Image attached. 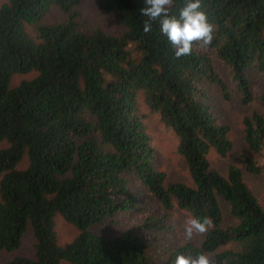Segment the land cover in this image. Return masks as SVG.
Segmentation results:
<instances>
[{
  "label": "trees",
  "instance_id": "1",
  "mask_svg": "<svg viewBox=\"0 0 264 264\" xmlns=\"http://www.w3.org/2000/svg\"><path fill=\"white\" fill-rule=\"evenodd\" d=\"M95 2L123 31L84 28L82 0H0V252L19 250L30 227L36 240L33 256L0 264H175L178 254L199 253L214 254L215 264H264V202L239 166L223 173L209 157L234 148L218 105H248L264 87V0H201L214 39L180 58L159 22L143 31L145 0ZM141 99L177 134L191 182L158 169ZM243 122L248 147L264 153V115L254 110ZM247 169L261 166L249 157ZM142 192L213 225L164 261L143 233L161 219L94 230L142 211ZM58 216L77 230L66 244Z\"/></svg>",
  "mask_w": 264,
  "mask_h": 264
},
{
  "label": "rangeland",
  "instance_id": "2",
  "mask_svg": "<svg viewBox=\"0 0 264 264\" xmlns=\"http://www.w3.org/2000/svg\"><path fill=\"white\" fill-rule=\"evenodd\" d=\"M81 7V23L84 28H93L101 26L109 32L123 31V27L118 22L115 14L106 13L98 8L95 0H82ZM32 73L28 75H17L14 83H18L24 78L32 77ZM264 87L257 85L254 89V99L248 104H242L238 99L221 103L218 105L219 115L222 119L228 121L232 126V140L234 142L233 150L226 156L221 157L215 152L210 154L212 166L215 169L226 173L230 164L239 166L244 174V178L252 190L264 202V153L255 154L248 147L244 134V117L250 115L254 110L264 115ZM140 108L143 112L148 113L146 119L147 128L152 136V144L156 149V162L159 170L165 171L168 180L191 182L189 170L184 158L178 152L179 138L175 131L167 126L157 113H152L148 105L140 100ZM252 158L257 165L261 166V171L254 173L247 169V159ZM136 186L139 194L141 189ZM138 189V190H137ZM147 200L143 205V210L133 211L122 217L121 226H113L106 224L96 226L94 230L103 234H114L126 227H135L142 223L145 218L156 222L161 219L160 226L152 229H143L144 239L148 242L151 254L158 260H167L171 254L181 245L187 242L196 244L202 242L205 233L202 235H194L191 240H186L183 236V223L190 214L179 208L168 211L163 208L160 203L151 195L142 192L140 198ZM141 205V206H142ZM140 206V207H141ZM56 230L60 244H66L71 241L77 234L75 227L68 223L62 216H58ZM161 226H164L161 228ZM35 237L31 227L24 236L23 244L19 250L13 252L1 251L0 260L5 262L16 255L33 256L35 253ZM212 264H215L214 254H207ZM62 264H71L64 261Z\"/></svg>",
  "mask_w": 264,
  "mask_h": 264
},
{
  "label": "clouds",
  "instance_id": "3",
  "mask_svg": "<svg viewBox=\"0 0 264 264\" xmlns=\"http://www.w3.org/2000/svg\"><path fill=\"white\" fill-rule=\"evenodd\" d=\"M174 5L175 0H145V6L140 9L142 16L147 18L143 31L150 32L153 23L159 22V30L167 37L176 58L192 54L194 45L200 48L210 46L215 26L201 10V0H184L178 16L171 13ZM212 225L210 217L189 216L183 223V236L191 240L194 235L206 233ZM175 264H212V261L206 253L195 257L178 254Z\"/></svg>",
  "mask_w": 264,
  "mask_h": 264
}]
</instances>
